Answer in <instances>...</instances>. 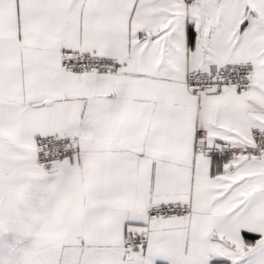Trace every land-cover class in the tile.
<instances>
[{
    "label": "snow or ice",
    "instance_id": "6c2138e0",
    "mask_svg": "<svg viewBox=\"0 0 264 264\" xmlns=\"http://www.w3.org/2000/svg\"><path fill=\"white\" fill-rule=\"evenodd\" d=\"M0 264H264V0H0Z\"/></svg>",
    "mask_w": 264,
    "mask_h": 264
}]
</instances>
